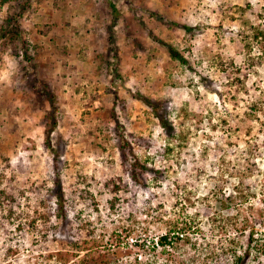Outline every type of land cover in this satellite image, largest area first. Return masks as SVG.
<instances>
[{"label":"rangeland","instance_id":"rangeland-1","mask_svg":"<svg viewBox=\"0 0 264 264\" xmlns=\"http://www.w3.org/2000/svg\"><path fill=\"white\" fill-rule=\"evenodd\" d=\"M246 4L252 11L245 18L257 23L253 14L264 0H0V28L9 15L20 23L19 40L0 38V264H78L83 253L75 257L72 246L84 241L99 245L95 252L119 248L126 264L204 263L189 244L163 249L155 242L166 220L203 214L197 198L211 183L193 177L195 169L231 167L256 143L262 174L255 180L264 177V61L256 75L242 70L239 25L231 19L240 17L234 6ZM173 22L195 28L193 37ZM151 36L174 46L188 65ZM136 93L165 100L176 129L189 131L175 156L165 153V135ZM49 98L57 121L50 148ZM256 99L254 121L245 112ZM133 154L163 172L158 184L133 182ZM55 179L66 218L57 216ZM183 179L186 193L192 190L184 205L173 186ZM225 180L230 189L235 180ZM256 192L252 226L261 238L264 195ZM209 228L202 217L207 237ZM250 231L234 246L237 254L247 250ZM250 252L246 264H264V248Z\"/></svg>","mask_w":264,"mask_h":264},{"label":"trees","instance_id":"trees-1","mask_svg":"<svg viewBox=\"0 0 264 264\" xmlns=\"http://www.w3.org/2000/svg\"><path fill=\"white\" fill-rule=\"evenodd\" d=\"M110 8L113 14H117L114 5L111 4ZM234 10L240 15L237 20L231 19L233 22H238L237 25H239L237 36L240 39L243 50L242 70L251 71L250 74L256 75L257 71L255 67L260 66L264 61V8H261L259 12L253 14L257 17V23H252L250 19L245 18V14L252 11L250 4H246L245 7L234 6ZM171 25L182 29L187 36L193 37V30L195 28L174 22ZM1 37L11 41L20 39V23L17 16L9 15L5 18L0 28ZM151 37L155 42L165 48L168 56L172 60L182 65H188V60L174 46L161 42L154 36ZM23 44L26 46V43L22 42L21 47L24 46ZM256 50L257 53H255ZM23 56L28 60L25 53ZM217 64L220 65V71L224 72L223 67L225 65L223 62H217ZM229 65L234 71L241 72V67H236L234 61H231ZM233 80V78H230L227 80V83L232 85ZM242 85L244 86V84ZM259 94L261 93L259 92ZM135 98L143 102L151 110L153 117L158 121L159 127L162 129L165 140L167 141V145L165 146L167 156L174 155V152H180L189 141V131L176 129L171 119L170 108L167 102L160 99L154 100L140 93H136ZM49 103L51 110L45 116L44 137L45 145L50 148L51 134L56 128L57 121L54 112V102L51 98H49ZM260 111V100L256 99L250 103L245 115L251 120L257 121ZM259 149V144L248 143L245 150H242L241 158H237L235 164H232L231 167L223 164V167H218L209 172V174L201 168L195 169L194 171L198 173L193 172V177L198 180L203 177V179L205 178L211 183L208 191L197 198L203 207V214L194 212L191 215L183 212L178 214L176 219L166 220L164 222L166 227L165 233L156 240L155 245L166 249L178 243L189 244L205 260L203 264H207L208 261H211L213 264H246L247 259L251 255V250L262 252L264 248V236L262 234H260L261 238L254 236L255 232L252 226L255 223L252 199L257 195L256 189L259 188L261 195H264V177L262 180H255L257 175L262 174L256 162ZM52 151L55 154V158L58 159L59 156L56 155V150ZM55 162L57 161L55 160ZM54 169H57L56 174L58 177L59 171L56 164H54ZM130 170L134 183L144 184L151 181L152 184H158L162 179V171L155 169L153 166H149L148 163L143 162L135 154H133V161L130 162ZM225 177L235 180L230 189L225 187L227 183ZM53 186L56 191L57 216L66 218L63 213L64 196L60 188V181L55 179ZM173 186L177 192L175 197L180 200V204L184 205L190 201V193L192 190L186 193L188 186L186 179L174 181ZM3 201V193L0 192V205ZM260 203H264V198L260 200ZM202 217L206 219L210 226L211 235L209 237L205 236L201 231ZM248 228L251 231L247 238V250L243 255L237 254L234 246L244 236ZM133 233H135L134 230ZM89 236L91 237V241L95 242L96 238L94 235L89 233ZM261 240L262 244H260V248H257ZM198 241H200V244ZM252 243H254L253 246ZM88 244L87 241L81 242L80 244H73L72 255L74 254L75 257H78L79 253H83L78 264H126L121 263L120 258H118L119 248L117 250L107 248L104 251L95 252L94 248H97L99 245L93 248H87ZM57 256L58 260L62 261L63 254L59 253ZM57 256L55 257L57 258Z\"/></svg>","mask_w":264,"mask_h":264}]
</instances>
